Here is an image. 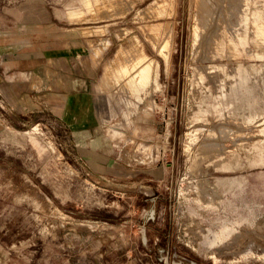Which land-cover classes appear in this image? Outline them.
Masks as SVG:
<instances>
[{
	"label": "rangeland",
	"instance_id": "obj_1",
	"mask_svg": "<svg viewBox=\"0 0 264 264\" xmlns=\"http://www.w3.org/2000/svg\"><path fill=\"white\" fill-rule=\"evenodd\" d=\"M65 3L0 0V33L100 63L99 173L0 101V264H264V0Z\"/></svg>",
	"mask_w": 264,
	"mask_h": 264
},
{
	"label": "crops",
	"instance_id": "obj_2",
	"mask_svg": "<svg viewBox=\"0 0 264 264\" xmlns=\"http://www.w3.org/2000/svg\"><path fill=\"white\" fill-rule=\"evenodd\" d=\"M30 7L25 4L23 9H15L12 20L24 23L40 18L38 22L47 23L48 18L51 19V15L45 12L31 14L33 10ZM255 26L258 27V36L264 39V22L255 23ZM18 36L28 34L24 31L0 33V101L20 123H29L34 117H42L39 119L51 126L53 121L58 120L61 132L66 135V146L71 149L74 158L93 174L99 173L95 166L101 157L97 136L100 125L93 109L92 86L94 73L100 69V63L94 65L92 61H84L82 46H70L67 40L58 47L44 45L43 50L38 52L32 46L21 45L15 39ZM47 38L50 41L51 37L47 35ZM76 38L78 42V36ZM109 47L104 52L108 53ZM69 55H75L74 63H69L73 60ZM54 61H59V65ZM53 72L56 73L54 78ZM58 86L60 88H55ZM35 131L34 128L27 133L32 144L40 147ZM88 227L92 228V224Z\"/></svg>",
	"mask_w": 264,
	"mask_h": 264
},
{
	"label": "bare ground",
	"instance_id": "obj_3",
	"mask_svg": "<svg viewBox=\"0 0 264 264\" xmlns=\"http://www.w3.org/2000/svg\"><path fill=\"white\" fill-rule=\"evenodd\" d=\"M154 76H155V79H157V76H158V71L157 69L154 70ZM102 185V184H101ZM138 191H141L147 195H152V191L149 189V188H142L140 187ZM216 194V193H215ZM210 196V195H209ZM189 230V229H188ZM197 230V229H196ZM190 231V230H189Z\"/></svg>",
	"mask_w": 264,
	"mask_h": 264
}]
</instances>
